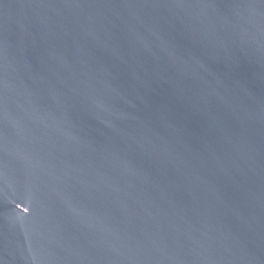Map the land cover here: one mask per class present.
I'll list each match as a JSON object with an SVG mask.
<instances>
[{"label": "water", "instance_id": "water-1", "mask_svg": "<svg viewBox=\"0 0 264 264\" xmlns=\"http://www.w3.org/2000/svg\"><path fill=\"white\" fill-rule=\"evenodd\" d=\"M0 264H264V0H0Z\"/></svg>", "mask_w": 264, "mask_h": 264}]
</instances>
